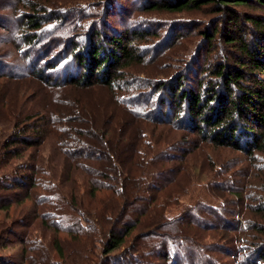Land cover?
Segmentation results:
<instances>
[{
  "label": "rangeland",
  "instance_id": "1",
  "mask_svg": "<svg viewBox=\"0 0 264 264\" xmlns=\"http://www.w3.org/2000/svg\"><path fill=\"white\" fill-rule=\"evenodd\" d=\"M152 1L0 0V141L10 136L17 122L24 126L27 116L46 115L53 121L48 127L53 131L40 151L53 176L40 171V162L35 174L42 176L48 191L28 183L19 191L24 203L12 205L10 215L0 209V220L5 222L0 230V264L103 262L106 237H92L86 221L90 218L81 206L95 199L91 187L94 177L87 170L88 163L80 160L70 165L64 157L74 147L69 127L87 125L77 121L79 116L89 126L106 130L109 120L118 133L122 129L129 138L139 137L137 153L154 150L166 156L158 167L164 174L160 191L153 194L164 198L162 212L167 218H183L180 224L163 226L156 217L160 222L153 235L133 237L135 248L113 250L105 264H144V260L148 264H254L246 257L252 248L264 245V151L215 145L187 128L160 122L153 108L157 104L147 102L167 98L169 86L183 76L184 87H197L209 74L204 72L206 68L234 62L240 51L229 42L226 32L238 24L248 39H256L258 32L246 18L262 19L264 8L254 3H229L231 8H227L218 0H202L199 6L173 10L152 8ZM230 10L238 14L237 20L232 19ZM216 26L218 33L210 40ZM97 30L102 36L140 33L132 40L136 57L120 68L113 86L52 84L56 78L64 81L62 74L76 52L72 49L77 46L86 51L91 34ZM130 98L142 100L130 103ZM125 101L129 103L123 104ZM131 108L147 115L135 117ZM3 149L0 146V152L4 153ZM102 162L91 161L95 166ZM27 164L15 157L1 167L0 174H29ZM3 176L0 185L7 184L2 183ZM50 192L53 200L48 201ZM105 192L97 193L100 197ZM0 195L10 198L3 187ZM24 205L38 215L31 209L30 218L22 216ZM16 207L19 216L14 220ZM56 239L65 257L55 246Z\"/></svg>",
  "mask_w": 264,
  "mask_h": 264
},
{
  "label": "trees",
  "instance_id": "2",
  "mask_svg": "<svg viewBox=\"0 0 264 264\" xmlns=\"http://www.w3.org/2000/svg\"><path fill=\"white\" fill-rule=\"evenodd\" d=\"M201 1L154 0L150 6L152 8L164 6L173 10H183L199 6ZM218 1H220V5L227 8H231L229 3L248 6L254 3L256 6L264 8V0ZM230 14L234 21L238 19V14L235 11L230 10ZM246 21L255 25L253 28L258 32L257 38L250 39L248 36V39L246 33L241 32V25L237 24L230 28L226 32L229 42L236 44L240 51L236 60L232 63H220L211 70L206 68L204 72L209 71V74L205 73V77L201 79L197 87H184L182 85L183 76L169 86L167 98L161 96L155 102L149 100L147 104L158 105L153 107L156 120L172 123L178 128H187L190 132L215 145H229L241 150L257 148L264 151V16L262 19L251 16L246 18ZM35 23L37 25L38 22ZM216 33H218L217 26L214 34H211L210 40L214 39ZM139 36L140 33L137 32H126L119 36L105 33L102 36L98 30L95 31L90 36L86 51H79L77 46L72 49L76 52L72 53V66H67L68 69L62 74L64 81L56 78L57 80L52 84L58 86L71 84L80 88H92L96 84H107L111 88L120 75V68L136 57L132 40ZM73 65L76 68H72ZM74 69H76L75 72ZM138 100L142 99L130 98L129 102L135 103ZM129 102L125 101L123 104L127 105ZM164 104L167 105L166 108L162 107ZM130 111L135 117L147 115L140 114L135 109ZM74 112L76 113V110ZM35 115L24 118V126H20V123L17 122L10 136L0 141V146L4 147V153L0 152V169L7 165L8 161L19 157L23 162L27 161L30 172L29 174L11 172L10 175L5 176L0 174V177H4L2 183L7 182V184H1L0 187L10 193V198L8 195L5 198L0 195V209H6V215H10L12 205L15 203L16 205L24 203L19 191L28 183L43 187L47 193L49 186L42 182V176L40 178L35 176L39 171L37 162L42 163L40 171L53 176V172L45 168L48 166L47 159L40 152L48 133L53 131L48 128L52 118L50 119L46 115ZM31 118L36 119L26 122ZM79 118H76L77 121L80 120L87 125L74 126L72 124L69 127V130L73 131L71 138L73 139L72 147H74L73 151L64 152V157L70 161V165L72 162L85 161V164L89 165L87 170L94 177L91 187L95 199L87 206L85 203H82L81 206L90 218L86 221L88 232L93 233L92 237L99 236V234L106 237V245L103 250L105 254L101 255L103 261L101 264H105L107 256L113 250L125 247L130 248L127 250L130 251L135 248V244L131 242L133 237L136 240V237L145 238L153 235L161 220V225L166 226L180 224L179 222L183 221V218H167L162 212L165 209L162 203L164 198L153 194V192L160 191L162 184L160 181L163 180L164 174L158 167L160 160L166 159V156L158 155L154 153V150L152 153H149V150L144 152L138 150L139 153H137V147L140 146L139 137L136 140L130 136V139L129 134L126 135L127 131L125 130V133L122 129L118 133L116 126L109 120L106 122V130H104L97 128L95 124L89 126L87 120H81L80 116ZM114 122L117 124L116 121ZM118 122L120 123V120ZM159 143V141L156 142L157 145ZM30 148H34L36 151L29 152ZM38 148L39 150H37ZM102 159L106 163H103ZM90 160L102 163L95 166ZM162 165L163 163H161ZM99 166L101 168H98ZM68 171L70 172V170ZM67 174L69 173L67 172ZM60 184L62 185L63 182ZM102 190H106L107 193H100L99 197L98 193ZM144 193L148 194L145 196ZM50 194L47 198L48 201L53 200V193L50 192ZM141 199L144 200L142 201L144 203L137 205ZM2 201H4L3 204ZM18 209L16 207L12 211L14 220L19 216ZM31 209L32 207L24 205L22 216L30 218L32 216L29 214ZM33 212H35L34 215H38L34 209H32ZM122 220L124 222L120 224ZM4 225L5 222L0 220V230ZM10 229V233H14L13 228ZM134 230H136L135 235L133 234ZM55 242L60 255L65 257L61 242L57 239ZM169 245L173 247V245ZM246 260L254 261V264H258V260H260V264H264V245L252 248ZM142 263L148 264L149 262L144 260ZM119 264L130 263L124 261ZM191 264L193 263L191 262Z\"/></svg>",
  "mask_w": 264,
  "mask_h": 264
}]
</instances>
